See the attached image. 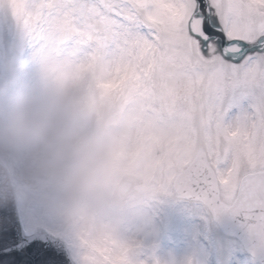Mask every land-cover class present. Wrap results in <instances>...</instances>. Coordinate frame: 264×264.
I'll use <instances>...</instances> for the list:
<instances>
[{
	"label": "snow or ice",
	"instance_id": "6c2138e0",
	"mask_svg": "<svg viewBox=\"0 0 264 264\" xmlns=\"http://www.w3.org/2000/svg\"><path fill=\"white\" fill-rule=\"evenodd\" d=\"M45 70L83 75L165 193L264 249V0H9ZM0 264H69L0 205Z\"/></svg>",
	"mask_w": 264,
	"mask_h": 264
},
{
	"label": "clouds",
	"instance_id": "9594fccd",
	"mask_svg": "<svg viewBox=\"0 0 264 264\" xmlns=\"http://www.w3.org/2000/svg\"><path fill=\"white\" fill-rule=\"evenodd\" d=\"M161 192L83 75L40 66L32 83L0 79V205L54 233L69 264H146L120 225Z\"/></svg>",
	"mask_w": 264,
	"mask_h": 264
},
{
	"label": "rangeland",
	"instance_id": "374dc122",
	"mask_svg": "<svg viewBox=\"0 0 264 264\" xmlns=\"http://www.w3.org/2000/svg\"><path fill=\"white\" fill-rule=\"evenodd\" d=\"M40 66L9 0H0V79L15 72L19 82L32 83ZM157 196L120 225L123 237L139 244L134 259L146 264H259L237 238L220 229L200 200L181 198L174 190Z\"/></svg>",
	"mask_w": 264,
	"mask_h": 264
},
{
	"label": "water",
	"instance_id": "95a60500",
	"mask_svg": "<svg viewBox=\"0 0 264 264\" xmlns=\"http://www.w3.org/2000/svg\"><path fill=\"white\" fill-rule=\"evenodd\" d=\"M177 195L179 197L195 199L186 195ZM207 208L209 209L213 219L226 234L237 237L242 242L246 251L253 255L262 264H264V249L258 248L255 245L254 241L249 236L247 229L243 226L244 222L241 217L232 215L230 213H215L208 206Z\"/></svg>",
	"mask_w": 264,
	"mask_h": 264
}]
</instances>
